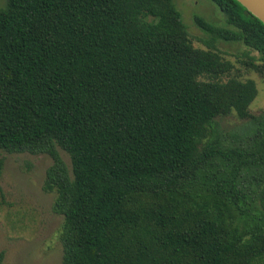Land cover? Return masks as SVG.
Here are the masks:
<instances>
[{"label": "trees", "instance_id": "trees-1", "mask_svg": "<svg viewBox=\"0 0 264 264\" xmlns=\"http://www.w3.org/2000/svg\"><path fill=\"white\" fill-rule=\"evenodd\" d=\"M209 1L223 26L197 24L257 53L244 64L264 79V23ZM232 68L194 46L173 0L0 8V152L52 158L61 264H264V115ZM232 113L255 120L241 145L216 123Z\"/></svg>", "mask_w": 264, "mask_h": 264}, {"label": "rangeland", "instance_id": "rangeland-1", "mask_svg": "<svg viewBox=\"0 0 264 264\" xmlns=\"http://www.w3.org/2000/svg\"><path fill=\"white\" fill-rule=\"evenodd\" d=\"M182 14L189 34L196 48L210 47L219 50L225 60L233 66L223 80L237 78L242 81L252 79L258 87V96L250 106V113L263 123L264 115V79L247 68L244 62L249 56H258L246 48L215 39L204 31L195 17L223 26L224 19L220 11L209 0H173ZM7 0H0L4 8ZM255 121V120H254ZM252 119L242 120L235 113L216 120L222 139L226 143H243L246 133H250L256 124ZM242 138V140H241ZM241 141V142H240ZM69 167V155L60 150ZM3 169L0 174V264H61L62 232L64 217L53 211L55 193H46L43 189L47 170L53 164L47 155L29 153L10 154L0 152ZM253 183L250 177L247 183Z\"/></svg>", "mask_w": 264, "mask_h": 264}, {"label": "water", "instance_id": "water-1", "mask_svg": "<svg viewBox=\"0 0 264 264\" xmlns=\"http://www.w3.org/2000/svg\"><path fill=\"white\" fill-rule=\"evenodd\" d=\"M251 14L264 23V0H237Z\"/></svg>", "mask_w": 264, "mask_h": 264}]
</instances>
